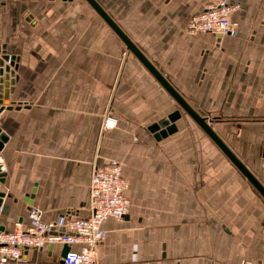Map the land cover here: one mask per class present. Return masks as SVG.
I'll return each instance as SVG.
<instances>
[{"label":"crops","instance_id":"crops-1","mask_svg":"<svg viewBox=\"0 0 264 264\" xmlns=\"http://www.w3.org/2000/svg\"><path fill=\"white\" fill-rule=\"evenodd\" d=\"M220 2L240 4L231 15L237 26L221 37L191 34L192 16ZM106 10L184 96L193 87L197 92L212 86L234 91L244 80L254 92L264 91V0H106ZM78 17V4L68 0H0V40L20 59L11 99L23 102L0 114L8 135L1 190L12 195L4 198L0 225L12 231L30 224L25 197L33 188V207L43 220L87 216L93 164L118 160L130 183L131 207L122 221L104 222L107 235L98 247L99 264H264L260 193L233 163H223L220 148L201 146L210 137L178 103L144 99L141 90L131 98L134 103H115L118 124L100 128L97 152L95 111L89 103H27L35 90L40 98L46 93L52 61L71 56L72 49L62 53V44L80 35L88 38L89 28L93 37L94 22ZM131 68L134 75L123 83ZM61 70L58 66L52 72ZM121 78L119 87L144 80L174 100L136 56L125 61ZM178 109L177 130L157 140L148 126ZM260 120L264 104L262 111L252 110L248 121ZM191 132L200 137L196 147L178 146L183 140L188 145ZM248 138L260 137L253 133ZM83 140L92 146L81 149ZM256 175L264 183V174ZM65 248L28 247L15 264H65Z\"/></svg>","mask_w":264,"mask_h":264},{"label":"rangeland","instance_id":"rangeland-1","mask_svg":"<svg viewBox=\"0 0 264 264\" xmlns=\"http://www.w3.org/2000/svg\"><path fill=\"white\" fill-rule=\"evenodd\" d=\"M106 8V0H99ZM79 6L78 19H88L94 22L93 37L79 36L74 38L72 44H62V53L67 55V51L72 49L71 56L62 60H53L52 68L47 75L46 93L41 98L35 90L31 94V99L27 103H89L95 111V135L94 149H99L100 128L106 130L104 124L108 115L115 116V103H134L131 99L135 95L143 94L144 99H157L160 103H177L175 100L165 96L161 87L153 86L150 82L141 80L138 84L118 85L121 78L123 65L127 59L135 61V56L126 46L110 31L101 18L95 13L85 0H72ZM125 21V20H124ZM89 23V24H90ZM83 30V29H80ZM77 40V41H76ZM61 47V46H60ZM67 47V48H64ZM62 66L59 72H52L53 68ZM129 68V67H128ZM56 70V69H55ZM135 70H127L123 80L128 81V77L134 75ZM135 83V82H134ZM248 80L239 83L238 89L234 91L222 92L218 86H212L206 92L185 91V97L200 112L211 120L215 130L222 136L228 145L256 174H264V122L248 121L252 116V110H263L264 91H253L251 85H247ZM180 85V84H179ZM186 88V85H180ZM210 88V87H209ZM222 98L230 99L231 103H220ZM106 103L107 106H106ZM29 105V104H28ZM258 134L259 139H249V135ZM188 145L183 140L176 143L182 147H196V142L200 137L198 134L190 133ZM184 143V144H183ZM92 146V141L83 140L80 147ZM203 147H219L210 138L202 143ZM220 150V149H219ZM221 151V150H220ZM195 157V156H193ZM118 161V160H116ZM120 162V161H119ZM122 163V162H120ZM223 163H232L223 154ZM123 165V163H122ZM261 176V175H260ZM261 197V206L264 209V198ZM257 205V204H256ZM255 205V206H256Z\"/></svg>","mask_w":264,"mask_h":264},{"label":"built area","instance_id":"built-area-1","mask_svg":"<svg viewBox=\"0 0 264 264\" xmlns=\"http://www.w3.org/2000/svg\"><path fill=\"white\" fill-rule=\"evenodd\" d=\"M238 9L239 3H210L192 16L188 31L191 34L209 32L217 37L226 35L237 26L231 15ZM117 124L118 119L108 115L104 126L106 129H113ZM129 185L119 161L94 163L89 214L85 217L68 216L61 221H45L41 212L32 207L28 226L20 224L12 231L0 229V264L22 261L23 251L28 247L42 248L55 244L69 246V251L62 257L65 264H99L98 247L107 235L104 222L108 218L122 221L129 213L131 200L126 194ZM240 264L255 263L243 260Z\"/></svg>","mask_w":264,"mask_h":264},{"label":"water","instance_id":"water-1","mask_svg":"<svg viewBox=\"0 0 264 264\" xmlns=\"http://www.w3.org/2000/svg\"><path fill=\"white\" fill-rule=\"evenodd\" d=\"M96 13L109 25V27L123 41L126 48L132 52L141 63L150 71L164 89L173 97L180 107L192 117L205 133L214 141L228 159L239 169V171L247 178L254 188L264 198V183L260 178L248 167V165L234 152L228 143L215 130L211 120L200 112L188 101L181 91L168 79V77L148 58L142 49L134 42V40L126 33L120 24L112 17L99 0H86ZM19 56L8 53L7 45L0 40V114L5 109L20 108L23 102H16L11 99L16 89V83L19 80L17 70L19 68ZM182 116L180 109L175 110L168 116L162 117L157 122L148 126V130L154 134L157 140L167 137L169 134L177 130L176 122ZM8 141L7 133L0 126V208L2 207L4 198L11 197L10 193L1 190L2 185L6 182V164L2 150ZM264 157V152H263ZM264 163V161H263ZM36 188L32 193L25 197V201L29 203V209L33 207V198L35 197ZM0 229L5 230L0 225ZM64 255L69 251V246H65ZM15 264V263H12Z\"/></svg>","mask_w":264,"mask_h":264}]
</instances>
